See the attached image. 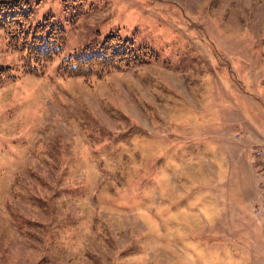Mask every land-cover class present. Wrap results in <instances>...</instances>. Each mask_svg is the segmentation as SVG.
<instances>
[{"label":"rangeland","instance_id":"1","mask_svg":"<svg viewBox=\"0 0 264 264\" xmlns=\"http://www.w3.org/2000/svg\"><path fill=\"white\" fill-rule=\"evenodd\" d=\"M37 1L66 41L30 74L0 27V264H264V0ZM110 34L153 59L63 73Z\"/></svg>","mask_w":264,"mask_h":264},{"label":"trees","instance_id":"2","mask_svg":"<svg viewBox=\"0 0 264 264\" xmlns=\"http://www.w3.org/2000/svg\"><path fill=\"white\" fill-rule=\"evenodd\" d=\"M34 3L38 4L37 0ZM29 0L0 1V27L8 37V46L23 53V71L39 74V69L61 53L66 41V31L51 14L35 25L31 22ZM66 9V7H65ZM96 51L69 55L63 59L62 70L66 76L89 79L93 73L102 75L111 70L142 65L153 59L149 47H135L130 40L116 34L106 36L95 45ZM10 67H0V84L11 79Z\"/></svg>","mask_w":264,"mask_h":264},{"label":"built area","instance_id":"3","mask_svg":"<svg viewBox=\"0 0 264 264\" xmlns=\"http://www.w3.org/2000/svg\"><path fill=\"white\" fill-rule=\"evenodd\" d=\"M255 163L264 176V149L259 147L255 151ZM262 197L264 198V180L262 182Z\"/></svg>","mask_w":264,"mask_h":264}]
</instances>
